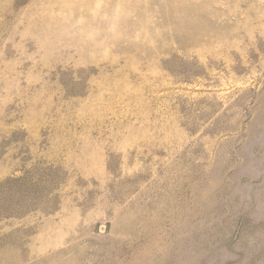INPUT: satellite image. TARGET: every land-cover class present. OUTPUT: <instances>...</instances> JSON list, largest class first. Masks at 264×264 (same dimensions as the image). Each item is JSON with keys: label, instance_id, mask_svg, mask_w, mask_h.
<instances>
[{"label": "rangeland", "instance_id": "374dc122", "mask_svg": "<svg viewBox=\"0 0 264 264\" xmlns=\"http://www.w3.org/2000/svg\"><path fill=\"white\" fill-rule=\"evenodd\" d=\"M0 264H264V0H0Z\"/></svg>", "mask_w": 264, "mask_h": 264}]
</instances>
